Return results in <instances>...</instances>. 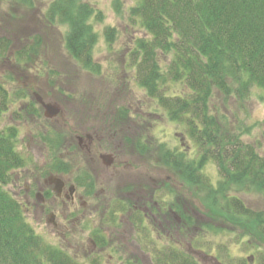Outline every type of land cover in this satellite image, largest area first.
Wrapping results in <instances>:
<instances>
[{"label":"trees","instance_id":"16d2710c","mask_svg":"<svg viewBox=\"0 0 264 264\" xmlns=\"http://www.w3.org/2000/svg\"><path fill=\"white\" fill-rule=\"evenodd\" d=\"M16 1L29 8L35 6L34 0ZM133 1L130 21L133 27L139 26L144 35L137 37L129 52L131 59L122 68L124 86H129L128 82L134 78L152 100L151 105L155 102L170 120L185 125L196 151L191 157L189 150L172 149L157 142L147 132L151 125L143 136L131 138L137 131H133V123H126L125 119L132 111L119 101L120 97L113 96L116 92L110 88L89 92L87 99L77 95L75 99L74 92L62 89L65 95L58 98L64 107L73 106L77 100L79 104L87 102V109L96 114L93 118L111 122L112 128L127 125L128 129L122 134L128 136V150H137L147 157L148 164L151 162L170 172V177L162 180L151 179L148 174L143 181L129 183L131 195L126 198L129 201L119 205L123 211H128L142 198L147 204L150 200L162 199V209L172 210L176 216L171 217L164 211L161 220L165 228L170 224L179 233H153L156 224L151 204L153 210L149 215L137 209L129 213L130 220L139 229L135 233L136 250L116 240L115 233L100 231L94 233L98 248L119 253L121 264H201L194 252H204L201 249L206 235L231 234L229 226L234 224L242 228L241 234L233 233L238 241L240 236H249L264 242V210L251 207L235 194L256 190L264 195V154L259 153L254 144L243 140L250 129L228 106L233 100L238 108H244L254 87L264 89V0ZM115 7L119 13L120 5ZM93 17L102 20L103 15L85 0H52L43 14L46 24L67 27L63 44L77 67L98 75L101 65L94 60L98 33L91 22ZM27 33L24 39L20 38L21 43L25 39L32 42L18 48L10 57L6 52L11 40L1 37L0 59L8 57L19 67L31 68L40 58L42 37L38 32L27 30ZM116 34L115 27L106 28L104 35L109 44ZM42 62L46 65L47 61ZM48 73L50 84L54 85L57 72L49 69ZM216 96L223 99L224 110L213 103ZM18 97L25 99L27 94L21 93ZM14 99L9 86L0 81V119ZM74 107L77 111L65 109L68 116L78 120L85 108ZM23 113L20 119L41 116L35 100L29 102ZM141 113L134 116L144 123L145 115ZM38 127L34 138L51 152L52 159L42 167L33 165L34 168L41 169L45 175L51 169L73 170V163L64 162L59 154L70 142L66 139L68 133L47 123ZM18 135L16 126L0 129V264H86L37 234L27 220L24 203L5 188L13 180L17 181V173L34 160L32 153L26 156L18 150ZM209 162L217 166L216 183L203 170ZM90 177L92 179L88 172H81L75 175V180L91 193L95 187ZM113 202L112 205L107 203L105 209L115 223L117 206L115 200ZM205 216L209 221L204 220ZM143 227L149 229V233H142ZM254 248L255 255L251 258H255L257 264H264V248L259 243Z\"/></svg>","mask_w":264,"mask_h":264},{"label":"rangeland","instance_id":"374dc122","mask_svg":"<svg viewBox=\"0 0 264 264\" xmlns=\"http://www.w3.org/2000/svg\"><path fill=\"white\" fill-rule=\"evenodd\" d=\"M50 1L52 0H34V8H29L20 5L16 0H0V38L5 37L11 40V46L6 52L8 57L13 55L18 48L32 42L30 39H25V42L21 43L23 36L28 34L27 30L38 32L42 37V48L39 51L40 58H37V61L30 66L31 68L19 67L8 57L0 59V81L9 86L15 97L14 102L10 104L9 109L0 119V129L16 126L19 134L17 140L18 150L26 156L29 153H33L35 156L30 155L34 159L33 162L28 163L25 169L21 171V181H23L22 176L25 178L27 173L31 174L34 172L33 165L36 164L39 167L44 163L41 155L44 154L46 149L34 138L35 132L39 129L38 126H41L42 123L57 126L68 133V135L70 133L83 134L85 133V128L100 126V122L93 118L96 115L94 114L95 112L87 109V106H85L87 102H80L79 104V100L73 102L76 103L73 106L71 104L66 107L63 106L68 111L71 110V112L77 111V109H74V106L78 108L85 106L86 110H81V117L78 120L72 116H68L69 112L67 110V119L64 120L65 125H63L62 118L64 117L62 115H58L52 119L46 118L44 116V108L37 104L34 92L40 93L46 101L62 105L59 102V98L65 95L61 93L62 89L74 92L75 99H78L75 97L76 95L77 97L82 96L87 99L89 98L87 97L89 92L92 93L110 88L114 93L116 92V95L113 96L115 98L120 97L121 100L119 101H123L131 109L133 115L137 112L134 111L136 108H140L143 115L146 116L147 114L148 117L144 116L142 129L146 131L148 126L151 125L152 128L147 130V132L157 142H163L172 149L187 150V152L189 150V154L192 157L195 154L196 147L187 135L185 125L170 120L155 102L151 105L153 103L152 100L148 98L145 90L134 78L128 82L130 83L129 86H124L125 72L123 74L122 68L131 59L129 52L134 47L137 37L144 35L143 30L139 26L133 27L130 21L129 11L135 2L133 0H120L119 3L115 2L116 0H85L103 15L102 20L96 17L91 19L94 29L98 33V42L94 48V60L101 65L100 74L94 75L77 67L64 47L63 33L67 27L65 25L46 24L43 14ZM115 5H120L121 11L119 13L115 10ZM108 27H115L117 30L112 44L107 42L104 35ZM43 59L47 61L45 63L47 66L42 62ZM49 69H55L57 72L54 77V85L50 84L49 81ZM21 93H26L27 98L19 99L20 97L18 96ZM64 97L67 101L68 95ZM32 100H35L41 116L36 117L35 115L26 119H20V116L25 114L23 113L24 109L27 108L29 102ZM213 103L217 104L221 110L225 109L221 97L216 96L213 99ZM228 106L236 112L237 116H240L239 119L245 120L250 129L248 133L243 135V140L254 144L259 153L264 154V89L254 87L251 98L244 108H238L233 100L228 103ZM229 113L231 117V112ZM86 115L91 117H85ZM137 127H139L138 124ZM70 128H73V130ZM129 152L131 153L130 148ZM48 158L47 154L46 159ZM143 158H139L138 156L130 157L128 155V158L123 159L131 165H127L124 169L125 172L120 167L119 173L111 174L109 173L110 170L109 172L100 173L99 176L97 175L99 179L98 186L96 187L97 194L87 199L88 206L85 211L75 212V216L72 219L65 221L68 224L70 233H68L69 231L67 233H60V231L52 233L53 225L50 226L46 220H39L31 215H26L28 222L47 243L66 250L86 264H121L119 253H115L112 250L102 251L100 248L94 249L89 238L94 237V229L101 230V233H115L116 240L122 241L136 250L135 233H138L139 229L136 226L132 227V220H129V214L119 207H117V220L120 221L119 230L114 229L115 231H112V229H109L107 227L109 213L103 209L107 201L103 199L98 201L96 198L104 195L107 199L112 191L116 195L119 194L124 197L128 187L126 185L127 180H131V182L143 181L148 174L151 179L155 180L170 177L168 170L156 167L151 162L148 164L146 161L147 157ZM79 159V157H75L72 160L74 170L77 169L78 163L76 160ZM148 169L149 172H147ZM203 170L214 183L217 182L219 174L214 162L207 163ZM120 171H123L124 174ZM76 174L77 172L72 173V176L75 177ZM22 183L18 185L17 179V181L13 180L11 184L5 187L19 201L23 198L26 184ZM131 185H134V183H131ZM181 190L184 191L182 188ZM188 194L190 195L189 199H191L190 191ZM235 194L251 207L257 210H264V195L260 191L235 192ZM115 202L122 203L120 200H116ZM197 203L198 206L201 205L200 202ZM99 205L100 209H98ZM56 220L58 223L63 224L64 220L61 213H58ZM204 220L209 221V218L205 216ZM143 229L145 228L143 227ZM152 229H154L153 233H155V228ZM230 229H232L231 234L225 232L216 236L210 233V235H206L205 246L201 249H204V252H194L193 249H190L199 258L201 264H251L252 262L253 264H257L256 259L251 258V256L255 255L254 247L256 244L259 243L264 248V242L257 238L254 240L249 236H240L241 240L238 241V236L236 237L233 233L241 234L242 228L234 224L229 226ZM149 231V229H145L142 233H149ZM209 240L212 242H209ZM147 257L148 254H146L145 259ZM249 258H251V263L248 261Z\"/></svg>","mask_w":264,"mask_h":264},{"label":"flooded vegetation","instance_id":"af4514ba","mask_svg":"<svg viewBox=\"0 0 264 264\" xmlns=\"http://www.w3.org/2000/svg\"><path fill=\"white\" fill-rule=\"evenodd\" d=\"M60 107L61 112L59 115H62L64 117L62 118V121L63 125H65L64 120L67 119V112L63 105H61ZM134 111H137L135 112V114L142 112L140 108H136L134 109ZM94 119L99 121L100 126L102 125V127L99 126L85 128V133L83 134L70 133V135H68L66 138L70 141L68 146L65 150H62L59 153L63 158V161L66 163L72 162L71 160H73L75 157H79L80 159L76 160V162L78 163L77 169L72 170L71 168V170H69L68 172H65L63 170H61V172L51 169L45 175V173H42L41 169L35 167L34 172H32L31 174L27 173L25 178H23L22 176L23 181H21L22 170L17 174L16 178L18 179V185L23 184L22 182L26 183L24 195L21 199L22 203H24L25 214L27 216L31 215L35 218H38L39 220H46V222H48L50 226L53 225L52 233H58L59 231L60 233H67L68 231V233H70L68 224L65 223V221L72 219L75 216V212H81L82 210L85 211L86 207L88 206L87 199L97 194L96 187L98 186V176L100 175V173L109 172L110 170L111 171L109 173L111 174L119 173L120 167H122L124 171L127 165H131L123 159L128 158V155H130V157H144L143 154H140L135 149L131 153L129 152L127 148L128 144L126 142L128 136L122 134V131L124 129H128L127 125L125 126V128L122 126L118 128H112L113 125L111 124V122L105 123V119L101 117H97ZM125 122L133 123L132 130L137 131L134 132V134L130 135L131 138L135 139L136 137L144 135L145 130L142 129L143 123L136 119L133 114H131L130 117L126 118ZM137 124L139 125V127H137ZM47 154L49 157L48 159H46ZM42 158L44 160L43 166H45L46 164L51 162V152L46 149V151H44V154L41 155V159ZM66 158L69 159L66 160ZM107 159L112 160V164L110 166L107 164ZM40 167H42V165ZM123 171L120 172L123 173ZM75 172H88L92 175V179L90 177V181L91 183L93 182L95 189L91 193L88 192V188L86 186H81L75 180V177L72 176V173ZM129 183H135V181L131 182V180H127L126 185L129 186ZM129 195H131V193L128 191L127 187V191L124 197L120 196L119 194L116 195L112 191L111 195L107 199L104 195V197L101 196L102 198L97 197L96 199L98 201L100 199L106 200L108 204L112 205V203H114L113 200H120L122 203L128 202L129 200H126L125 197H129ZM161 200H150L147 204V202L145 203V200L142 198L141 200H137V205L134 204L136 206H131V208L126 212L129 214L134 209H137L144 213V215L146 216L149 215V213H151L154 208L155 213L153 216L155 218L156 224L155 233H179L178 231L172 229L170 224H167L165 228L161 220L163 212H168L171 217H175L176 215L172 210H169L167 208L162 209ZM119 204L120 202L116 203V206L122 210ZM151 204H153V208L150 206ZM100 205L98 206V209H100ZM103 209L106 212L105 207ZM58 213H61L63 217L64 226L62 223H58L56 220ZM117 215L118 214L116 213V219L118 218ZM108 216L110 217V214ZM109 217L107 220V227L109 229H112V231H115L114 229L119 230L120 221L116 220L115 223H112ZM132 225V227H135L133 223ZM93 233H99V230L94 229ZM89 241L94 246V249L98 248L94 237H90Z\"/></svg>","mask_w":264,"mask_h":264},{"label":"water","instance_id":"95a60500","mask_svg":"<svg viewBox=\"0 0 264 264\" xmlns=\"http://www.w3.org/2000/svg\"><path fill=\"white\" fill-rule=\"evenodd\" d=\"M34 95L37 101L43 106L45 117L54 118L59 115V113L61 112V107L58 103L45 101L44 98L38 92H34ZM107 160V164L110 166L112 164V160Z\"/></svg>","mask_w":264,"mask_h":264}]
</instances>
